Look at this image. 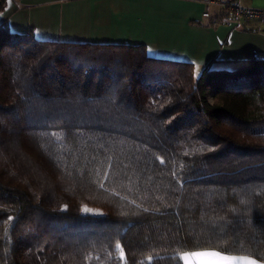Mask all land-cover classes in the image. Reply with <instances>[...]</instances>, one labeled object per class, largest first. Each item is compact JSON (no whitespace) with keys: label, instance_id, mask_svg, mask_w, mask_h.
I'll list each match as a JSON object with an SVG mask.
<instances>
[{"label":"trees","instance_id":"trees-1","mask_svg":"<svg viewBox=\"0 0 264 264\" xmlns=\"http://www.w3.org/2000/svg\"><path fill=\"white\" fill-rule=\"evenodd\" d=\"M216 62L0 24V264L264 262V57Z\"/></svg>","mask_w":264,"mask_h":264},{"label":"crops","instance_id":"crops-1","mask_svg":"<svg viewBox=\"0 0 264 264\" xmlns=\"http://www.w3.org/2000/svg\"><path fill=\"white\" fill-rule=\"evenodd\" d=\"M241 2L264 8V0ZM0 24L37 39L141 44L149 56L188 61L194 68L213 58L231 64L264 57V17L235 19L208 0H4ZM201 252L219 251L185 253ZM183 254V264H228L215 256L190 255L185 261Z\"/></svg>","mask_w":264,"mask_h":264},{"label":"built area","instance_id":"built-area-1","mask_svg":"<svg viewBox=\"0 0 264 264\" xmlns=\"http://www.w3.org/2000/svg\"><path fill=\"white\" fill-rule=\"evenodd\" d=\"M208 2L217 3L229 9L235 19L250 20L264 17V8L245 5L241 0H208ZM202 15L208 16V12L205 11Z\"/></svg>","mask_w":264,"mask_h":264},{"label":"snow or ice","instance_id":"snow-or-ice-1","mask_svg":"<svg viewBox=\"0 0 264 264\" xmlns=\"http://www.w3.org/2000/svg\"><path fill=\"white\" fill-rule=\"evenodd\" d=\"M85 211L89 212L91 210L86 208ZM9 219H11V217ZM116 248L119 250L120 261H124L125 252H124L123 247L119 243H117ZM190 255L215 256V257H219L223 261H227L228 264H259V262L256 259L252 258L251 256H223L219 252L184 253L183 257H184L185 261H187V257ZM153 259L154 258L152 256H149L147 258V261L144 262V264H151Z\"/></svg>","mask_w":264,"mask_h":264},{"label":"rangeland","instance_id":"rangeland-1","mask_svg":"<svg viewBox=\"0 0 264 264\" xmlns=\"http://www.w3.org/2000/svg\"><path fill=\"white\" fill-rule=\"evenodd\" d=\"M215 65L216 66H218V65L219 66H233V64L225 65V64H223V62H216ZM201 69H202V67H200V68L199 67L194 68V75L197 76L200 73Z\"/></svg>","mask_w":264,"mask_h":264}]
</instances>
